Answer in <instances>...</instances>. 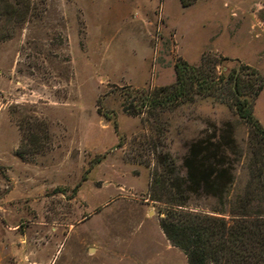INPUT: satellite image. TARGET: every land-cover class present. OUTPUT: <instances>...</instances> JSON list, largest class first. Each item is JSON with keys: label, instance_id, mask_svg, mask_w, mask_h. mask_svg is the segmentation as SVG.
<instances>
[{"label": "rangeland", "instance_id": "374dc122", "mask_svg": "<svg viewBox=\"0 0 264 264\" xmlns=\"http://www.w3.org/2000/svg\"><path fill=\"white\" fill-rule=\"evenodd\" d=\"M2 1L0 264H185L146 199L154 158L144 138L157 136L155 151L179 169L190 141L228 125L239 188L250 129L210 97L141 123L121 113L119 88L168 85L176 58L196 65L208 55L222 73L246 66L260 76L251 112L264 128V0Z\"/></svg>", "mask_w": 264, "mask_h": 264}, {"label": "trees", "instance_id": "16d2710c", "mask_svg": "<svg viewBox=\"0 0 264 264\" xmlns=\"http://www.w3.org/2000/svg\"><path fill=\"white\" fill-rule=\"evenodd\" d=\"M194 1L177 0L180 7ZM216 66L215 58L208 55H201L196 65L176 58L170 84L120 87L119 107L121 113L139 117L141 123L156 124L162 111L195 97H210L249 127L245 179L239 188L234 186V169L240 154L228 125L213 127L190 141L179 159V169L166 152L155 151L157 136L144 138L154 158L145 194L149 202L160 206L157 227L167 243L183 254L185 264H264V128L251 112L262 79L246 66L225 73ZM37 125L45 138L44 124ZM150 127L156 132L158 126ZM111 129L117 136L113 120ZM25 138L33 144V135L28 133ZM119 145L116 141L115 147ZM14 154L23 157V152ZM199 197L212 200L213 206L203 209L191 203Z\"/></svg>", "mask_w": 264, "mask_h": 264}]
</instances>
